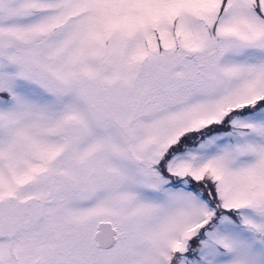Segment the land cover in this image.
Instances as JSON below:
<instances>
[{
	"label": "snow or ice",
	"instance_id": "snow-or-ice-1",
	"mask_svg": "<svg viewBox=\"0 0 264 264\" xmlns=\"http://www.w3.org/2000/svg\"><path fill=\"white\" fill-rule=\"evenodd\" d=\"M0 264H264V0H0Z\"/></svg>",
	"mask_w": 264,
	"mask_h": 264
}]
</instances>
